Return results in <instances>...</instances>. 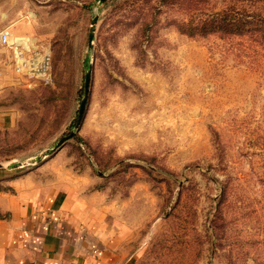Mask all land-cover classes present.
<instances>
[{
  "label": "rangeland",
  "instance_id": "rangeland-1",
  "mask_svg": "<svg viewBox=\"0 0 264 264\" xmlns=\"http://www.w3.org/2000/svg\"><path fill=\"white\" fill-rule=\"evenodd\" d=\"M15 1L33 20L24 58L47 54L49 77L13 72L8 57L0 176L82 202L81 226L121 264H264V44L181 34L171 22L189 17L159 0ZM197 8L203 19L225 4ZM236 8L262 14L264 0Z\"/></svg>",
  "mask_w": 264,
  "mask_h": 264
},
{
  "label": "crops",
  "instance_id": "crops-1",
  "mask_svg": "<svg viewBox=\"0 0 264 264\" xmlns=\"http://www.w3.org/2000/svg\"><path fill=\"white\" fill-rule=\"evenodd\" d=\"M32 21L19 13L15 0H0V33L8 30L11 43L0 44V77L6 76L9 60L15 72L17 53L36 52ZM5 175L0 176L7 189L0 190V264H121L101 232L81 226L82 202L40 200L30 176Z\"/></svg>",
  "mask_w": 264,
  "mask_h": 264
},
{
  "label": "trees",
  "instance_id": "trees-1",
  "mask_svg": "<svg viewBox=\"0 0 264 264\" xmlns=\"http://www.w3.org/2000/svg\"><path fill=\"white\" fill-rule=\"evenodd\" d=\"M225 9L211 13L203 19L194 17L195 10L204 0H159L162 7L175 8L189 17L187 23L172 21L176 30L189 37H202L221 33L224 36H249L254 41L260 40L264 44V10L247 13L245 8H236V3L247 4L253 7L263 0H221Z\"/></svg>",
  "mask_w": 264,
  "mask_h": 264
},
{
  "label": "built area",
  "instance_id": "built-area-1",
  "mask_svg": "<svg viewBox=\"0 0 264 264\" xmlns=\"http://www.w3.org/2000/svg\"><path fill=\"white\" fill-rule=\"evenodd\" d=\"M0 44L10 45V32L3 30L0 33ZM49 57L45 54L42 59L36 62L27 61L23 54L17 53L15 56V71L22 75H31L42 79L43 82H48Z\"/></svg>",
  "mask_w": 264,
  "mask_h": 264
},
{
  "label": "water",
  "instance_id": "water-1",
  "mask_svg": "<svg viewBox=\"0 0 264 264\" xmlns=\"http://www.w3.org/2000/svg\"><path fill=\"white\" fill-rule=\"evenodd\" d=\"M99 2L105 1V0H98ZM97 23V17L95 16L92 19L91 22V28L88 33V47L92 48V40H93V35H94V29H95V24ZM90 76H91V66H89L88 70L85 73L84 76V86H83V97L80 101L79 109H78V116H77V126L80 124L81 119L83 117V113L85 110V105H86V100H87V93H88V87H89V82H90ZM74 135V132H70V134L66 137H63L62 139L59 140V142L55 145L53 148L52 152L56 151L65 141L68 139L72 138ZM4 165L0 163V169H3Z\"/></svg>",
  "mask_w": 264,
  "mask_h": 264
}]
</instances>
